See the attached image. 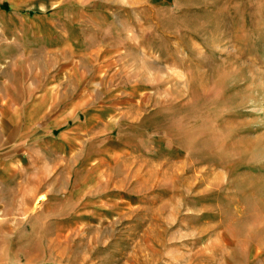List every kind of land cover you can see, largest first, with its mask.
I'll use <instances>...</instances> for the list:
<instances>
[{
  "label": "rangeland",
  "instance_id": "1",
  "mask_svg": "<svg viewBox=\"0 0 264 264\" xmlns=\"http://www.w3.org/2000/svg\"><path fill=\"white\" fill-rule=\"evenodd\" d=\"M54 6L73 131L8 139L0 264H264V0H8Z\"/></svg>",
  "mask_w": 264,
  "mask_h": 264
},
{
  "label": "crops",
  "instance_id": "2",
  "mask_svg": "<svg viewBox=\"0 0 264 264\" xmlns=\"http://www.w3.org/2000/svg\"><path fill=\"white\" fill-rule=\"evenodd\" d=\"M53 8V17L34 18L32 22L40 27L35 31L30 23V12L13 10L8 7V0H0V192L8 193V170L15 166L19 170L23 166L8 162V139L64 138L73 131L63 128L58 114L53 118L52 108L60 102L61 95L56 91L69 88L68 82L61 84L53 80L54 75H70L75 70L71 61L76 25L71 18L62 17L60 10L54 11L55 6ZM43 26L50 28L43 29ZM30 38L53 43L45 46L47 49L30 50L27 44ZM45 54L56 62L46 68L47 74H52L47 78L49 81L41 78V70L46 65L29 60L39 59V55L44 58Z\"/></svg>",
  "mask_w": 264,
  "mask_h": 264
}]
</instances>
